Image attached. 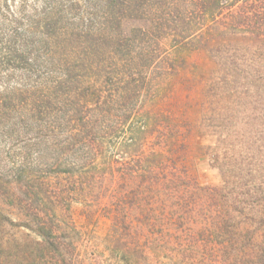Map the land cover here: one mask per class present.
I'll return each instance as SVG.
<instances>
[{"label":"trees","instance_id":"obj_1","mask_svg":"<svg viewBox=\"0 0 264 264\" xmlns=\"http://www.w3.org/2000/svg\"><path fill=\"white\" fill-rule=\"evenodd\" d=\"M261 83L264 0H0V264H264Z\"/></svg>","mask_w":264,"mask_h":264},{"label":"rangeland","instance_id":"obj_2","mask_svg":"<svg viewBox=\"0 0 264 264\" xmlns=\"http://www.w3.org/2000/svg\"><path fill=\"white\" fill-rule=\"evenodd\" d=\"M258 91L257 98L255 100H249L245 107L247 114L250 115L249 123L246 126H240L242 132H247L248 138L247 147L250 148V151L253 150V164L255 167H258L261 175H264V87L263 83ZM252 101V103H251ZM240 130V129H239ZM203 144H213L214 139L211 137L204 138L202 140ZM201 164V180L204 183H213L217 184L220 182V176L217 170H212L207 162H200ZM263 178V177H262ZM264 180V178H263ZM76 218L81 222L84 221V218L76 213ZM1 219V218H0ZM104 225L101 226L102 229ZM27 231L23 228H13L11 229L7 225H4L0 229V239L1 243L4 246L9 245L10 240L16 241V243H24L27 239ZM18 243V244H19Z\"/></svg>","mask_w":264,"mask_h":264}]
</instances>
